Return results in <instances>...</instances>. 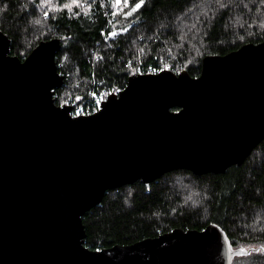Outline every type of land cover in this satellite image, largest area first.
<instances>
[{
    "label": "water",
    "instance_id": "water-1",
    "mask_svg": "<svg viewBox=\"0 0 264 264\" xmlns=\"http://www.w3.org/2000/svg\"><path fill=\"white\" fill-rule=\"evenodd\" d=\"M60 49L59 39L43 41L20 60L0 32V264H232L244 256L214 224L91 251L81 218L124 185L240 166L264 140V41L204 57L196 78L132 74L87 116L54 103L64 84Z\"/></svg>",
    "mask_w": 264,
    "mask_h": 264
},
{
    "label": "trees",
    "instance_id": "trees-1",
    "mask_svg": "<svg viewBox=\"0 0 264 264\" xmlns=\"http://www.w3.org/2000/svg\"><path fill=\"white\" fill-rule=\"evenodd\" d=\"M65 2L0 0V32L20 60L40 42L59 39L55 63L64 84L54 91V103L71 105L73 116L95 113L132 74L187 71L196 78L204 57L264 41L261 0H146L128 19L114 18L110 5L100 7L99 0L88 15L83 4L71 12L55 10ZM81 221L84 246L91 251L212 224L226 233L233 249L264 247V140L223 174L175 170L149 184L107 191ZM251 253L232 264H264V253Z\"/></svg>",
    "mask_w": 264,
    "mask_h": 264
},
{
    "label": "snow or ice",
    "instance_id": "snow-or-ice-1",
    "mask_svg": "<svg viewBox=\"0 0 264 264\" xmlns=\"http://www.w3.org/2000/svg\"><path fill=\"white\" fill-rule=\"evenodd\" d=\"M51 0H41V4L47 6L49 5ZM97 0H91V3L88 0H67L62 6L57 5L56 11H68L71 12L73 9H78L82 4L87 8V12L83 13V15H88L93 10V4H95ZM264 3V0H261ZM146 4V0H99L100 7H108L110 5L111 14L114 18L123 17L124 19H128L134 13L139 12ZM6 6V5H5ZM127 9V10H125ZM80 13H78L79 15ZM50 13L45 12L44 17L49 18ZM123 31H127V29H123ZM119 33H107V35L115 36ZM99 251V249H97ZM241 254L251 256L252 253L247 252L245 249H240ZM257 254L264 253V247L255 249Z\"/></svg>",
    "mask_w": 264,
    "mask_h": 264
},
{
    "label": "rangeland",
    "instance_id": "rangeland-1",
    "mask_svg": "<svg viewBox=\"0 0 264 264\" xmlns=\"http://www.w3.org/2000/svg\"><path fill=\"white\" fill-rule=\"evenodd\" d=\"M106 98L104 97V100H105ZM103 100V99H102Z\"/></svg>",
    "mask_w": 264,
    "mask_h": 264
},
{
    "label": "clouds",
    "instance_id": "clouds-1",
    "mask_svg": "<svg viewBox=\"0 0 264 264\" xmlns=\"http://www.w3.org/2000/svg\"><path fill=\"white\" fill-rule=\"evenodd\" d=\"M71 115H72V113H71ZM73 116V115H72Z\"/></svg>",
    "mask_w": 264,
    "mask_h": 264
}]
</instances>
